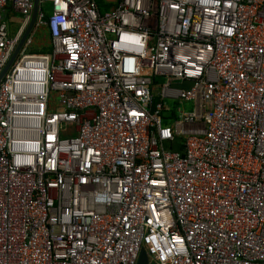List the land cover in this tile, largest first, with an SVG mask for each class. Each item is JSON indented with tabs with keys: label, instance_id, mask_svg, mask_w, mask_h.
Instances as JSON below:
<instances>
[{
	"label": "built area",
	"instance_id": "2783aa9c",
	"mask_svg": "<svg viewBox=\"0 0 264 264\" xmlns=\"http://www.w3.org/2000/svg\"><path fill=\"white\" fill-rule=\"evenodd\" d=\"M38 6L0 81V264H264V0ZM32 12L0 0V73Z\"/></svg>",
	"mask_w": 264,
	"mask_h": 264
},
{
	"label": "rangeland",
	"instance_id": "374dc122",
	"mask_svg": "<svg viewBox=\"0 0 264 264\" xmlns=\"http://www.w3.org/2000/svg\"><path fill=\"white\" fill-rule=\"evenodd\" d=\"M44 10L46 11L47 14L51 13L50 6L48 4H46L44 6ZM18 17H19V14L17 12H14L12 14L8 9L3 13L4 20L8 22L10 36H12L16 32V30L18 28ZM45 43H46V41H45ZM44 46H47V44L44 45ZM157 81L159 82V84L164 82L163 79H158ZM165 102L167 103L166 108L168 110H173L177 114H179V113H182V114L186 113L187 114V113H190V112L194 111V105H193V102H191V101H189V102H179L173 108H172V101L166 100ZM178 143L180 144V141H178ZM172 150H176V148H172Z\"/></svg>",
	"mask_w": 264,
	"mask_h": 264
},
{
	"label": "water",
	"instance_id": "95a60500",
	"mask_svg": "<svg viewBox=\"0 0 264 264\" xmlns=\"http://www.w3.org/2000/svg\"><path fill=\"white\" fill-rule=\"evenodd\" d=\"M38 9H39L38 0H33V12L31 15L30 22H29L28 26L26 27L25 31L23 32L20 40L18 41L10 59L8 60V62L4 66V68L2 69V71L0 73V81H1L2 77L4 76V74L7 72V70L9 69V67L11 66V64L13 63V61L16 58V56L18 55L25 39L27 38L28 34L30 33L31 28L35 22ZM147 263H148V259H147L146 253H145L144 249H141V251L139 253L138 260H137V264H147ZM150 264H155V263L151 262Z\"/></svg>",
	"mask_w": 264,
	"mask_h": 264
},
{
	"label": "trees",
	"instance_id": "16d2710c",
	"mask_svg": "<svg viewBox=\"0 0 264 264\" xmlns=\"http://www.w3.org/2000/svg\"><path fill=\"white\" fill-rule=\"evenodd\" d=\"M50 50H51V48L49 47V46H44V47H41V48H38V47H34L33 49H32V52H34V53H37V54H43V53H49L50 52ZM156 101H157V99H156ZM174 106H176V103H173L172 102V108L174 107ZM168 110V109H167ZM169 111V110H168ZM171 113H172V116L173 117H171V118H174V115H175V112L173 111V110H171ZM170 117L169 116H165V117H163V123H164V125H168L169 124V122H170V119H169ZM178 141L179 140H177V146H176V149L177 150H179L180 149V144L178 143ZM173 146H174V144H173ZM174 148V147H173Z\"/></svg>",
	"mask_w": 264,
	"mask_h": 264
},
{
	"label": "crops",
	"instance_id": "0c3cea01",
	"mask_svg": "<svg viewBox=\"0 0 264 264\" xmlns=\"http://www.w3.org/2000/svg\"><path fill=\"white\" fill-rule=\"evenodd\" d=\"M15 11H13L12 13H14Z\"/></svg>",
	"mask_w": 264,
	"mask_h": 264
}]
</instances>
